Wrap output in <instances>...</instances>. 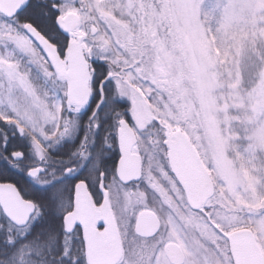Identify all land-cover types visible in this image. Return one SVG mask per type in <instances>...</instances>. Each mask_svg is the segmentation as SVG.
<instances>
[{
  "label": "snow or ice",
  "instance_id": "obj_1",
  "mask_svg": "<svg viewBox=\"0 0 264 264\" xmlns=\"http://www.w3.org/2000/svg\"><path fill=\"white\" fill-rule=\"evenodd\" d=\"M0 264H264V0H0Z\"/></svg>",
  "mask_w": 264,
  "mask_h": 264
}]
</instances>
